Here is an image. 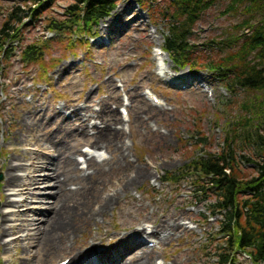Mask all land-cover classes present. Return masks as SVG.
<instances>
[{"label": "rangeland", "instance_id": "1", "mask_svg": "<svg viewBox=\"0 0 264 264\" xmlns=\"http://www.w3.org/2000/svg\"><path fill=\"white\" fill-rule=\"evenodd\" d=\"M150 1L120 0L108 18L82 33L75 25L65 32L48 29L50 20L72 19L65 15L73 1L56 0L36 22L24 19L19 41L5 44L8 57L0 51V264H62L71 254L81 260L89 249H110L134 231L142 232V242L114 253L115 264H217L218 254L230 253L219 218H205L206 203L196 199L186 170L199 150L219 151L227 115L237 118L242 110H219L227 95L221 84L205 69L177 67L160 50L168 15H162L164 2ZM18 2L0 0V14ZM229 4L212 1L193 24L192 59L209 54L208 46L230 33L239 34L241 9L228 11ZM113 17L118 29L110 26ZM31 45L42 53L27 60L21 50ZM24 124L31 132L23 133ZM104 128L120 136L97 137ZM241 147L240 154L252 156L250 147ZM42 162L54 179L27 189ZM240 166L250 178L255 175L251 165ZM143 169V180L130 184ZM7 171L22 185L6 187ZM168 174L173 182L165 180ZM77 207L78 219L59 232L45 231L53 213L70 210L71 217ZM160 217L177 221L151 237L147 232ZM239 254L228 264H251Z\"/></svg>", "mask_w": 264, "mask_h": 264}, {"label": "trees", "instance_id": "2", "mask_svg": "<svg viewBox=\"0 0 264 264\" xmlns=\"http://www.w3.org/2000/svg\"><path fill=\"white\" fill-rule=\"evenodd\" d=\"M56 0H21L9 11L0 14V51L6 57L5 44L18 42L24 19L36 22L38 15L50 9ZM65 22L50 20L48 29L65 32L71 25L78 31L90 32L107 18L120 0H72ZM145 5L147 0H139ZM155 0H151V4ZM165 4L163 17L168 15L164 49L177 67L188 65L194 70L205 69L218 81L226 97L218 102V109L227 113L241 109L237 118L228 119L218 152L199 150L200 154L186 170L189 183L204 210L212 217L219 216V227L230 253L218 254L217 264L235 262L234 254L246 252L254 264H264V0H230L228 11L241 9L239 34L208 46L210 53L195 60L193 45L189 43L193 24L214 0H161ZM209 5V6H208ZM192 42V41H191ZM42 53L38 46L21 50L27 60ZM200 61V62H198ZM241 146L250 147L252 156L240 154ZM251 165L255 175L249 177L241 168ZM191 169V170H190ZM178 177L183 175L179 172ZM190 173V175H189ZM174 176L168 174L167 182ZM213 193V198L208 197Z\"/></svg>", "mask_w": 264, "mask_h": 264}, {"label": "bare ground", "instance_id": "3", "mask_svg": "<svg viewBox=\"0 0 264 264\" xmlns=\"http://www.w3.org/2000/svg\"><path fill=\"white\" fill-rule=\"evenodd\" d=\"M116 19H117L116 17H113L112 21L114 22V21H116ZM117 24H118V21L110 24V26L112 28H114V29H118V25ZM184 81L187 82L188 79L184 80ZM75 115H78V114L76 112H72L70 114V116H75ZM108 115L111 116L113 118V120L119 122L118 119L115 118L114 113L108 112ZM30 121H31V124H32V118H31ZM31 127H32L31 125L24 124L23 133L31 132V130H32ZM119 133H120L119 131H115V133H114V132H112L110 130V128H104V129H101L100 131L97 132V137H101V136H105L106 137L108 135H113V134H116L119 137L120 136ZM97 137L95 139V143L93 144V146H95V147L98 146V143H99V140H100V138H97ZM122 147H120V149H119V154H120L121 157H123V159H126V157L124 156V151H123ZM7 163H8V166L10 167V165H11L10 162H7ZM88 165L90 166L91 163L88 162ZM17 166H19V164H17ZM43 168H48L46 165L44 166L43 162L40 163V165H38L37 168H35L34 172H35L36 176H32L31 180L29 181V185H28L27 189H29V186L32 187V188H39V186L41 184H44L43 181H48V180L51 181L52 179H54L51 175H49L47 173L45 174V172H47V171H46V169H43ZM147 171H148L147 169H143V170L137 171L136 174L134 175V177L130 180V184H132L131 182L134 183V182H140L141 180H143V178H144V176H145ZM40 172L42 174H40ZM54 177H57V176H54ZM5 179H6V187L10 188V187H17V186H21L22 185V181H21L20 177H18L16 174L15 175L11 174L8 171L5 174ZM55 182L56 183L59 182L58 177H57V181L55 179ZM126 185H128V184H126ZM55 189H57V185L55 186ZM24 190L26 191V189H24ZM19 191H22V190H19ZM59 191L60 192L63 191V185H61V182H60V186H59ZM22 193H23V191H22ZM56 195L58 196V194H56ZM38 196H40V195H38ZM85 200H87V198ZM7 201H8V199L6 200V202ZM96 202H97V200H96ZM24 203H26V202L24 200H22L20 202H17L16 205L18 207H20V206H23ZM75 204H79V203H75ZM87 204H88V202H87ZM108 204H109V200H106L104 205H103V207L100 210H98V212L100 214H102ZM73 209L74 208H72V210ZM79 210L80 209L77 207V209L74 212H71L72 213L71 217L68 216V213L70 212V210H69V212L67 211L64 215H59V214L53 213L54 217L52 216L51 219L49 220V222L46 224L45 231L50 230V231H52V233H56V232L61 231V228H65L66 224H70L72 221L74 222V220L76 218L78 219V211ZM25 212H28V210H25ZM91 213L92 212L88 211V215L89 216L91 215ZM82 216H84V213L82 214ZM88 218H90V217H88ZM156 220L151 224L152 228L148 232L151 235V237H153L154 235L155 236L156 235L160 236L161 234L165 233V231L167 229L168 230H172L174 224L177 221V219H174V218H170L171 222L164 221V220L162 221L161 217H160V219H156ZM36 226H35L36 229H38L39 225L36 224ZM158 230H164V231L159 233ZM12 231H13V228H12V230L10 232H12ZM4 233H5L4 231H0V235H3ZM46 233H48L49 236H50V232L49 231L46 232ZM140 233H142V232H140ZM140 233L138 231H134V232L131 233V235L128 236V238L122 237L120 239V241L116 245H113L110 249H107V250L106 249H100V250L98 249V251H96V250H94V248L89 249L85 253V258L83 257V259H81V260H80V256H76V255H72L71 254L67 258L68 261H67L66 264H115L113 262V260H115V258H116V256H114V253L124 252L125 248L133 246L132 244H134V245L140 244L142 242V241L138 240L139 237H140Z\"/></svg>", "mask_w": 264, "mask_h": 264}, {"label": "water", "instance_id": "4", "mask_svg": "<svg viewBox=\"0 0 264 264\" xmlns=\"http://www.w3.org/2000/svg\"><path fill=\"white\" fill-rule=\"evenodd\" d=\"M0 179H1V177H0Z\"/></svg>", "mask_w": 264, "mask_h": 264}]
</instances>
